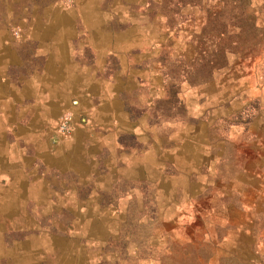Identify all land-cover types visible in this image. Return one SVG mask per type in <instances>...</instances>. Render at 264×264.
Masks as SVG:
<instances>
[{
    "label": "rangeland",
    "instance_id": "rangeland-1",
    "mask_svg": "<svg viewBox=\"0 0 264 264\" xmlns=\"http://www.w3.org/2000/svg\"><path fill=\"white\" fill-rule=\"evenodd\" d=\"M0 55V264H210L209 247L194 249V191L208 209L213 182L194 183L189 152L195 134L216 141L218 104L264 88V0H0ZM93 79L124 89L130 120L99 170L78 174L56 167L62 132L41 105Z\"/></svg>",
    "mask_w": 264,
    "mask_h": 264
},
{
    "label": "crops",
    "instance_id": "crops-1",
    "mask_svg": "<svg viewBox=\"0 0 264 264\" xmlns=\"http://www.w3.org/2000/svg\"><path fill=\"white\" fill-rule=\"evenodd\" d=\"M65 54L70 55L69 51H65L64 55L61 52L64 58L67 56ZM101 55L107 61L105 52H101ZM130 69L131 73L136 70L134 66ZM131 73L129 75L132 79L134 76ZM75 74H72L75 78L67 74V81L87 80L85 76ZM62 80L66 81V77ZM126 90L129 91L128 87ZM123 93V88L119 89L113 84L108 87L105 84L99 86V80L93 79L88 82L83 96L70 99L67 93L60 103L49 100L41 105L46 120L58 121L62 132L59 137L60 146L55 152V159L61 161L56 167L65 171L73 170L78 174L84 170H99V158L104 152H108L104 146L112 144V141L120 145L119 139L115 141L119 124L130 120L127 117L129 113L123 110L125 102L120 99ZM202 93L204 92L194 89L186 98L189 105H198L204 100L205 98L201 99ZM51 97L54 98L53 93ZM231 97L224 99L225 106L216 103L217 107H226V110L216 116L217 119L212 122L211 127L208 126L216 136V141L209 142L211 139H208L209 145L201 146L202 136L195 134L197 140L191 144L192 152H189L192 154V167L195 172L194 183H202L204 174L213 182L209 189L211 195L208 197V209L201 205L206 199L202 196V191H194V217L200 221L197 237L193 240L194 249L209 247L210 264H225L227 259L229 262L236 259L237 264H264V88L253 90L251 94L244 91ZM66 113L73 116L69 119V131L62 127ZM98 122H103L105 126L99 128ZM201 123L206 124L205 121ZM202 129L203 126L198 130ZM203 154L206 156H202ZM184 158V162L188 161V153ZM223 158L225 162H220L219 159ZM89 159L94 161L92 166L87 162ZM49 161L51 162L50 159ZM9 166L10 159L1 164L2 176L9 175ZM187 168H191L189 162ZM14 171L17 173V170ZM81 175L83 177L85 174ZM215 194L218 197L216 205L212 203L216 198ZM7 197L4 193L1 194L0 202L8 203ZM5 211L9 215L8 206H5ZM7 251H10V247ZM9 255V252L3 253V257ZM223 258L224 263L220 262Z\"/></svg>",
    "mask_w": 264,
    "mask_h": 264
},
{
    "label": "bare ground",
    "instance_id": "bare-ground-1",
    "mask_svg": "<svg viewBox=\"0 0 264 264\" xmlns=\"http://www.w3.org/2000/svg\"><path fill=\"white\" fill-rule=\"evenodd\" d=\"M23 13V12H22ZM50 21V20H49ZM56 21V20H55ZM62 21V20H61ZM56 23V22H55ZM52 25H54V24H52ZM51 26V25H50ZM65 27V26H64ZM39 28V27H38ZM37 28V29H38ZM91 28V27H90ZM93 28V27H92ZM36 29V28H35ZM51 30V29H50ZM64 30V29H63ZM47 31H49V29H47ZM103 32V31H102ZM38 36V35H37ZM36 37V36H35ZM44 37V36H43ZM48 37V36H47ZM104 37V36H103ZM53 38V37H52ZM54 38H56V37H54ZM36 39H38V37L36 38ZM107 39V38H106ZM50 42V41H49ZM40 43V42H39ZM45 43H47V42H45ZM46 45V44H45ZM57 47V46H56ZM63 47V46H62ZM52 48V47H51ZM55 49V48H54ZM58 49V48H57ZM56 49V50H57ZM55 51V50H54ZM58 51V50H57ZM5 52V51H4ZM52 52V51H51ZM64 52V51H63ZM2 53V52H1ZM58 53V52H57ZM65 53V52H64ZM55 54V53H54ZM50 55V54H49ZM64 55V54H63ZM65 55H67V54H65ZM0 56H2V55H0ZM51 56V55H50ZM58 57H59V55H58ZM50 57L48 56V59H49ZM61 58V57H60ZM31 59V58H30ZM58 59V58H57ZM7 60V59H6ZM48 61H50V60H48ZM57 61V60H56ZM62 61V60H61ZM68 61V60H67ZM49 63V62H48ZM48 63H47V66H48V69H49V65H48ZM65 63V62H64ZM57 64H58V62H57ZM61 64V63H60ZM66 64V63H65ZM69 64V63H68ZM64 65V64H63ZM67 65V64H66ZM50 66H53V65H50ZM59 66V65H58ZM57 67V66H56ZM60 68L61 67H59V70H60ZM71 68H73V67H71ZM45 69V68H44ZM47 69V70H48ZM62 69V68H61ZM68 70V69H67ZM66 70V71H67ZM57 71L55 70V73H56ZM62 72V71H61ZM74 72H76V71H74ZM54 73V72H53ZM9 74V73H8ZM67 74V73H66ZM50 75V74H49ZM74 75V74H73ZM73 75H72V77H73ZM76 75V74H75ZM2 76V75H1ZM4 76V75H3ZM44 76V75H43ZM64 76V75H63ZM66 76V75H65ZM71 76V75H70ZM48 77V76H47ZM46 77V78H47ZM51 77V76H50ZM58 78V77H57ZM67 78H68V76H67ZM69 78H71V77H69ZM73 78H75V77H73ZM59 79V78H58ZM41 80H43V79H41ZM48 80V79H47ZM68 80V79H67ZM72 81V80H71ZM44 82V81H43ZM60 82H61V80H60ZM64 82H66V81H64ZM67 83H68V81H67ZM47 84H49V83H47ZM51 84H53V83H51ZM46 86V85H45ZM66 86H68V85H66ZM55 87V86H54ZM64 87V86H63ZM69 87V86H68ZM71 87V86H70ZM102 87V86H101ZM50 88V87H49ZM73 88V87H72ZM64 89V88H63ZM55 90V89H54ZM57 90V89H56ZM71 90V89H70ZM72 91V90H71ZM66 92V91H65ZM86 92V91H85ZM51 93V92H50ZM64 93V92H63ZM70 94V93H69ZM64 96V95H63ZM82 100V99H81ZM18 112V111H17ZM36 129V128H35ZM55 153V152H54ZM72 155V154H71ZM56 160V159H55ZM115 162V161H114ZM66 180V179H65ZM62 182V181H61ZM52 190V189H51ZM76 197V196H75ZM88 199V198H87ZM1 201V200H0ZM4 210V209H3ZM9 223V222H8ZM19 224V223H18ZM39 237V236H38ZM46 254V253H45ZM78 263V262H77ZM40 264V263H39Z\"/></svg>",
    "mask_w": 264,
    "mask_h": 264
},
{
    "label": "built area",
    "instance_id": "built-area-1",
    "mask_svg": "<svg viewBox=\"0 0 264 264\" xmlns=\"http://www.w3.org/2000/svg\"><path fill=\"white\" fill-rule=\"evenodd\" d=\"M62 127L64 130H67L69 131V117H65L64 120H63V124H62Z\"/></svg>",
    "mask_w": 264,
    "mask_h": 264
}]
</instances>
